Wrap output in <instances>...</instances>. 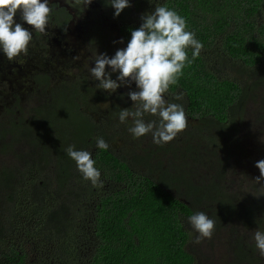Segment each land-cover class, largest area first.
<instances>
[{
    "label": "trees",
    "instance_id": "1",
    "mask_svg": "<svg viewBox=\"0 0 264 264\" xmlns=\"http://www.w3.org/2000/svg\"><path fill=\"white\" fill-rule=\"evenodd\" d=\"M129 3L114 18L111 0H92L86 36L76 37L88 54L111 57L155 6L185 18L204 47L194 60L187 49L192 62L165 100L183 106L187 127L167 143L135 138L133 118L118 115L135 110L127 95L135 83L115 96L100 91L89 74L70 76L69 57L54 79L26 73L11 88L0 80V264H200L189 221L198 211L215 221L230 264H264L253 238L264 232V186L255 181L264 160V0ZM49 6L48 25L68 33L71 9ZM70 145L91 153L102 188L83 179Z\"/></svg>",
    "mask_w": 264,
    "mask_h": 264
},
{
    "label": "clouds",
    "instance_id": "2",
    "mask_svg": "<svg viewBox=\"0 0 264 264\" xmlns=\"http://www.w3.org/2000/svg\"><path fill=\"white\" fill-rule=\"evenodd\" d=\"M81 2L87 8L92 0H75L77 5ZM130 6L129 0H111L114 18ZM18 12L22 21L44 33L51 8L49 0H0V50L9 61L27 54L32 40V32L14 19ZM141 19L140 27L131 31L126 48L117 49L111 57L106 53L97 54L93 59L95 66L89 71L94 80L99 81L96 87L109 94L121 86L131 88L134 82L138 90H130L127 95L135 110L121 109L119 121L125 123L127 118L132 117L133 126L128 130L135 138L151 133L154 143H167L186 129L187 118L183 106L168 103L165 94L171 85L177 83L186 65L200 55L204 45L195 38V33L186 30L185 18L166 5L155 6L153 12ZM119 42L123 43L122 40ZM189 47L193 49L192 60L188 58ZM114 73H118L116 79H112ZM182 98V93L175 96L177 100ZM145 113L158 116L159 121L146 123L143 119ZM97 147L107 150L109 145L102 137H97ZM74 149L75 146L70 145L65 151L76 162L83 179L90 181L94 187L102 188L101 172L94 166L91 153ZM255 167L260 171L255 181L264 186L261 183L264 181V160L257 161ZM189 221L198 233L194 243L211 239L215 221L205 212H196L189 217ZM253 238L260 256L264 257V232L255 231Z\"/></svg>",
    "mask_w": 264,
    "mask_h": 264
},
{
    "label": "rangeland",
    "instance_id": "3",
    "mask_svg": "<svg viewBox=\"0 0 264 264\" xmlns=\"http://www.w3.org/2000/svg\"><path fill=\"white\" fill-rule=\"evenodd\" d=\"M52 2H58L61 3L62 5H65L67 7H69V9H71L73 15V18L70 22V26H71V30L70 33H74V35H70L68 38V41L66 42L67 44H61L59 46H54L53 50L56 52L57 56L55 58H61L62 57H73V61L77 62L78 66L76 65V67L72 70H70L71 76L72 75H79L82 73H87L90 75V73L86 72V69L89 68V66H86L87 62L90 65V67H94L95 66V61L93 60L94 57L97 54H101L100 51L96 50H91L90 53L88 54V45L85 43V41L83 42L84 44H82L81 41V37L80 39H78L76 37V33L77 31H82V35L85 37L86 36V30L88 29L87 27V22H89L90 20V13H89V9L88 7L86 8V5L83 4V2H81V4L77 5L75 3V0H49V3ZM86 22V23H85ZM116 23H112L110 24V28L112 29V27L115 25ZM48 27V26H47ZM109 28V29H110ZM52 30V28H51ZM53 35L55 33H52ZM111 40V38H110ZM115 42V41H113ZM85 58H83V56H85ZM90 56H92V61H90ZM87 58V59H86ZM84 59V60H83ZM83 60V62H85V66H83L81 64V61ZM88 60V61H87ZM83 66V67H80ZM77 67H79L77 69ZM32 68V66H30V69ZM40 68L45 69V66L40 65ZM61 68L60 66L57 67V71H59ZM80 70V72H79ZM108 71H110V69H106ZM232 71L228 70V73L230 74ZM116 73L112 74V79H114L113 77L115 76ZM118 75V73H117ZM83 78V76H80ZM79 77V78H80ZM91 80V79H90ZM249 79H244L242 80V83H248ZM99 83V81L94 80L92 83V87H95L97 84ZM97 88V87H96ZM100 91L102 89H99ZM118 93V90H116V92L111 93L112 95L114 94V96ZM7 95H9V92L6 93ZM5 96H1V99L4 98ZM116 98V97H114ZM6 102V101H5ZM257 109L258 107H256L255 109H252L250 111V117L252 118L253 115L257 114ZM238 192L240 193V195H246L247 193L244 190V186L241 185L239 186V188L237 189ZM216 234L212 235V239L208 240V244H203V245H198L197 244V248L199 250V252H196L200 264H226L228 262V264H230V256L229 254H227V250L228 249V244L225 245L223 242V239L215 237ZM214 237V238H213ZM223 238H225V236H223ZM207 239V238H206Z\"/></svg>",
    "mask_w": 264,
    "mask_h": 264
},
{
    "label": "flooded vegetation",
    "instance_id": "4",
    "mask_svg": "<svg viewBox=\"0 0 264 264\" xmlns=\"http://www.w3.org/2000/svg\"><path fill=\"white\" fill-rule=\"evenodd\" d=\"M53 3L55 2H52L51 4ZM14 19L16 20V22L21 23L23 27L29 30V26L27 25L26 22L22 21L19 12L17 13ZM47 26L48 27L46 28V31L44 33H41L35 29L32 30V28L31 30H29L32 32V40L29 43L27 54H21L15 57L12 61H9L7 57L3 54L2 50H0V80L2 82H7L10 88H11L10 84H12L14 81L15 82L24 81L23 79L26 73H30V75L39 74L42 77L50 76L52 79H54L58 72L56 70L57 67L62 65L64 63V60L68 58V57H62V59L59 57L55 58L57 54L53 50V48L54 46L67 44L66 42L68 41V37L72 34L74 35V33L72 34L70 33L71 28H68L69 31L68 33L63 34L58 30L56 25L53 24L50 26V24L49 25L47 24ZM69 27L71 26L69 25ZM52 33L55 34L53 35ZM85 57L86 55L83 56V58ZM69 60L70 62H72L70 70L71 69L73 70L76 67V62L73 61L72 56L71 57L69 56ZM39 63H41L40 65L45 66L46 68L45 69L40 68ZM30 66H32L31 69ZM78 68L79 67H77V69ZM86 72H88L87 69ZM75 76L76 74L72 75L71 77H75ZM92 80H94V78H92ZM1 96L6 97L5 94L0 92V98Z\"/></svg>",
    "mask_w": 264,
    "mask_h": 264
}]
</instances>
